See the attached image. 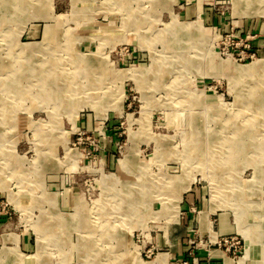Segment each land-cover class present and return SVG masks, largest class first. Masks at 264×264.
<instances>
[{
  "label": "rangeland",
  "instance_id": "obj_1",
  "mask_svg": "<svg viewBox=\"0 0 264 264\" xmlns=\"http://www.w3.org/2000/svg\"><path fill=\"white\" fill-rule=\"evenodd\" d=\"M260 39L264 0H0V264H264Z\"/></svg>",
  "mask_w": 264,
  "mask_h": 264
},
{
  "label": "bare ground",
  "instance_id": "obj_2",
  "mask_svg": "<svg viewBox=\"0 0 264 264\" xmlns=\"http://www.w3.org/2000/svg\"><path fill=\"white\" fill-rule=\"evenodd\" d=\"M15 1V0H14ZM17 1V0H16ZM6 13V12H5ZM5 15V14H4ZM177 25V23H176ZM175 25V27H176ZM178 28V27H177ZM51 29V28H50ZM184 29V28H183ZM175 30V29H174ZM196 30V29H195ZM194 31V29H193ZM181 32V31H180ZM53 33V32H52ZM50 36V35H49ZM51 37V36H50ZM49 38V37H48ZM52 38V37H51ZM49 38V39H51ZM258 66V65H257ZM239 68V67H238ZM253 65L250 63L245 64L244 66L241 67L242 72L244 71L245 73H251L254 69H253ZM8 69V68H7ZM263 69V68H262ZM257 77V76H256ZM51 83V82H50ZM69 85V84H68ZM60 87V86H59ZM69 87V86H68ZM14 88V87H13ZM16 88V87H15ZM67 88V87H66ZM53 89V88H52ZM15 90V89H14ZM40 90V89H39ZM49 90V89H48ZM45 91V90H44ZM64 91V90H63ZM66 91V90H65ZM76 92V91H75ZM40 93V92H39ZM65 93V92H64ZM55 95V94H54ZM55 101V100H54ZM242 143V142H241ZM241 149V148H240ZM64 224V223H63ZM259 224V223H258ZM68 228V226H67ZM263 230V229H262ZM264 232V231H263ZM55 238V237H54ZM257 238V237H256ZM54 240V239H53ZM53 242V241H52ZM55 242V241H54ZM245 252L242 255V257L239 258V260L237 261V264H243L247 259H250L252 257V250H253V242L252 240L245 236ZM87 247V246H86ZM85 247V248H86ZM35 254L31 255V256H26L25 260H27V262H29V260H31L32 257H34ZM4 261V260H3ZM33 261V260H32ZM31 264V263H30Z\"/></svg>",
  "mask_w": 264,
  "mask_h": 264
},
{
  "label": "crops",
  "instance_id": "obj_3",
  "mask_svg": "<svg viewBox=\"0 0 264 264\" xmlns=\"http://www.w3.org/2000/svg\"><path fill=\"white\" fill-rule=\"evenodd\" d=\"M263 43H264V39L263 40H259V44L262 46L263 45Z\"/></svg>",
  "mask_w": 264,
  "mask_h": 264
}]
</instances>
